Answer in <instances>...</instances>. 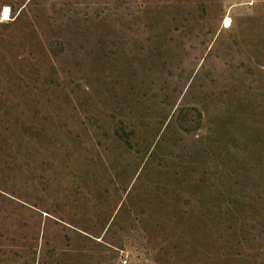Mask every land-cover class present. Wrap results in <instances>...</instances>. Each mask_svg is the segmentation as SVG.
Returning a JSON list of instances; mask_svg holds the SVG:
<instances>
[{
	"label": "rangeland",
	"instance_id": "1",
	"mask_svg": "<svg viewBox=\"0 0 264 264\" xmlns=\"http://www.w3.org/2000/svg\"><path fill=\"white\" fill-rule=\"evenodd\" d=\"M0 264H264V0H0Z\"/></svg>",
	"mask_w": 264,
	"mask_h": 264
},
{
	"label": "bare ground",
	"instance_id": "2",
	"mask_svg": "<svg viewBox=\"0 0 264 264\" xmlns=\"http://www.w3.org/2000/svg\"><path fill=\"white\" fill-rule=\"evenodd\" d=\"M5 8H7V7H5ZM8 16H9V12L7 13V17H8ZM7 17L5 16L4 11H2V19L5 20ZM227 21H228V20H227Z\"/></svg>",
	"mask_w": 264,
	"mask_h": 264
},
{
	"label": "snow or ice",
	"instance_id": "3",
	"mask_svg": "<svg viewBox=\"0 0 264 264\" xmlns=\"http://www.w3.org/2000/svg\"><path fill=\"white\" fill-rule=\"evenodd\" d=\"M3 11L5 13V16L7 17V13L9 12V9L8 8H4ZM225 22L228 23V21H225Z\"/></svg>",
	"mask_w": 264,
	"mask_h": 264
}]
</instances>
